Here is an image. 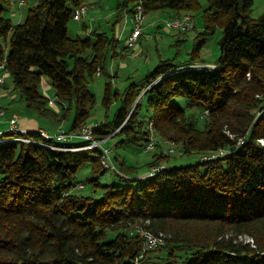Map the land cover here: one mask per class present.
<instances>
[{
	"label": "trees",
	"instance_id": "1",
	"mask_svg": "<svg viewBox=\"0 0 264 264\" xmlns=\"http://www.w3.org/2000/svg\"><path fill=\"white\" fill-rule=\"evenodd\" d=\"M84 1L37 0L13 23L2 14L9 0H0L6 78L29 109L58 124L71 119L72 132L89 125L95 102L89 82L105 74L102 104L119 106L110 119L89 125L93 135L146 149L151 134L155 150L139 173V165L117 156L115 169L103 165L99 145L59 148L89 143L72 144L80 138L0 130V264H264V15L250 16L253 0H206L205 8L200 0H116L107 31L72 38L67 25ZM139 9L144 15L169 9L171 17L201 12L204 26L187 59H159L119 91L107 57L119 41L116 26L125 16L133 21ZM216 26L222 30L216 68L193 67L206 62L199 50ZM44 76L58 111L41 91ZM169 143L179 147L162 149ZM219 149L227 151L214 154ZM195 154L214 156L185 161ZM83 165L91 176L79 183ZM108 170L113 177L103 180ZM138 225L164 233V243L144 248Z\"/></svg>",
	"mask_w": 264,
	"mask_h": 264
},
{
	"label": "rangeland",
	"instance_id": "2",
	"mask_svg": "<svg viewBox=\"0 0 264 264\" xmlns=\"http://www.w3.org/2000/svg\"><path fill=\"white\" fill-rule=\"evenodd\" d=\"M37 0H25V4L21 7H18V4L14 2V0H9V8H4L3 10V15L10 18L13 23H17L19 21H23L26 15V11L28 7H31L35 5ZM202 7L207 6V1L206 0H200ZM85 4L82 5H87L89 8V4H92V6L88 12L85 14V16L80 19L79 21L74 20L71 18L68 22L67 25V30H68V35L72 38H75L77 36L79 37H85L84 30L82 28V25L85 23L88 28L91 30L93 29H100V30H105L107 31L109 29L110 24L113 22V15L112 13L115 10V4L116 0H85ZM96 5V6H95ZM168 11H171L169 9H162V10H156L149 12L147 14V19L151 17L152 14L157 13V15L160 16V19L158 23L160 24V34L156 35V39H154L151 36H143L139 39L138 37V43L135 46V51H139V53L136 54L135 59L137 60V64L141 63V61L144 59V56H141V53L147 54L148 57H150V64L146 65L144 67V64L141 66L136 67L135 72L132 73L136 74L139 71L143 72L147 67L149 71L153 70L155 66L158 63L159 59H165V58H175V61H182L185 60L189 57V51L193 47V42L194 38L197 35V33L201 32L204 26L203 18L201 15V12L195 13V21H196V26L193 30L190 32H187L186 34H169L170 32L174 31L175 29H168L165 26V17L168 16ZM260 15H264V0H253V4L251 7V12L250 16L252 17H258ZM194 16V15H193ZM144 17V14L142 12V18L140 19V25H142V21ZM125 27L127 30H130L132 27V24L130 21L126 23V20H123L120 22V27ZM176 31V30H175ZM181 32V31H179ZM221 27L216 26L214 28L213 33H211L206 40V42L203 44V46L199 50V57L201 60H204L209 63H213L218 54H219V38L221 37ZM184 33V32H182ZM178 35V36H177ZM183 39L180 42L176 44L177 39ZM120 41H118L117 45V50H120L121 47L124 46L125 42L123 38H119ZM115 48V49H116ZM8 50V45H6V51ZM141 52V53H140ZM176 55V57H174ZM132 56L130 55V50L126 51V57L125 60H132ZM112 60V63H114V69H109L110 74L112 75V71L115 70L116 67H118V63L120 60H122V57L119 54H116L114 56H110L108 54L107 57V62H106V69H108V65L110 61ZM132 64V63H131ZM131 64L128 65V68L126 70H129V67ZM145 68V69H144ZM124 70V72H126ZM148 72V71H147ZM144 71V73L141 75L139 78H143L145 74L147 73ZM122 75V74H121ZM107 77L104 74L101 78L94 77L92 80L89 82V88L90 90L94 93L95 95V102L93 106L90 109L89 113V118L87 119V123L90 124H97L104 120L106 117L110 119L113 116V113L116 111L117 107L119 106V101H115L113 104L109 106V109L106 108L102 104V97H103V88H104V83L106 81ZM115 80H119V83L123 82L125 78L122 76L116 77ZM42 81H45L46 85L43 86L41 82V91L42 93L48 97L49 100H54V89L52 87V84L50 82V79L46 76L42 78ZM9 86L11 85V78L8 77L6 79V83ZM113 87L115 88L114 84ZM120 87V86H118ZM13 89V88H12ZM15 102L12 104V107L16 112L25 115V119L31 120L33 123V127H42L41 129H46L50 133H54L56 129H60L61 126L57 127L58 121H56L51 115H42V114H37L33 110L26 108V101L24 97H22L16 90L13 89ZM6 101L0 98V108H3L2 106H5ZM184 102H182V105ZM8 106V105H7ZM27 109V110H26ZM15 113V112H14ZM16 113V114H17ZM106 115V117H105ZM5 116L1 117L0 116V121L5 120ZM71 122V119H66L62 122V128L67 129L69 124ZM18 125V121H17ZM200 125V123L198 124ZM8 127V124H0V130H4L5 128ZM89 126V125H88ZM61 128V129H62ZM39 129V130H41ZM13 134V133H12ZM155 136V134H153ZM95 137V136H94ZM117 137L114 138H106L104 139L101 143L104 144L106 147H112L111 151V156L112 158L114 156H117L119 159H122L125 161L127 164H133V165H139L138 172L142 173L144 171H147L148 167L145 166L148 161L152 159V154L153 150H155V145L154 148L150 149V147H146V149L143 148V145H134V144H129V143H123L119 145H115L117 141ZM95 140L97 142L101 141V139H97L95 137ZM88 140H83V139H74L72 141V144H82L87 142ZM155 142V141H154ZM60 144V143H58ZM169 146V147H168ZM179 145H173L172 143H169V145H164L162 149H167L169 148V151H174L176 148H178ZM159 150V149H158ZM180 152L176 150L175 152L172 153L171 157L174 160H177L179 158ZM204 156V155H203ZM199 159V154H195L193 158L185 160V161H190V160H195ZM181 161V158H180ZM113 177V173L108 170L107 173L102 177V179L108 180ZM91 176V173L89 172V167L87 165H83L80 167L78 173L76 174L75 180L78 181L79 183H86V180ZM107 176V177H105ZM84 192H87V190ZM93 193V192H90ZM94 194H98V191H95ZM138 229H141V226L138 225ZM161 236L165 235L164 233L161 232ZM240 239L243 240H251L247 235H241Z\"/></svg>",
	"mask_w": 264,
	"mask_h": 264
},
{
	"label": "crops",
	"instance_id": "3",
	"mask_svg": "<svg viewBox=\"0 0 264 264\" xmlns=\"http://www.w3.org/2000/svg\"><path fill=\"white\" fill-rule=\"evenodd\" d=\"M96 6V5H95ZM114 14V12L112 13V15ZM168 16H166L164 19L166 20V19H168V18H170L172 15H174L175 14V12L174 11H168ZM147 14L146 15H144V21H142L143 22V27H142V33H141V35H140V37H139V39L141 38V37H143V36H151L152 34V37L154 38V39H156L155 37H156V35L157 34H160V32H159V30H160V24L158 23V21H159V19H160V16L159 15H157V13H155L154 12V14H152L151 15V17L150 18H148L147 19ZM124 20H126V23H128V21H130L131 22V24H132V26H133V23H132V18H130L129 16H125V18H124ZM83 26H85L86 28H84L83 30H84V33H85V35L87 34V33H89L90 31H91V29L90 28H88L87 27V25L84 23L83 25H82V28H83ZM195 26H196V23H195ZM194 27V26H193ZM195 28V27H194ZM193 28V29H194ZM193 29H190L189 31H187V32H190L191 30H193ZM131 31V28H130V30H127L124 26L123 27H120V25H118V26H116V30H115V32H116V37L119 39L120 37L121 38H123L124 39V42H125V40H126V37L128 36V34H129V32ZM187 32H184V33H182V32H177V31H172V32H170L169 34H172V35H175V34H186ZM178 36V35H177ZM179 39V38H178ZM120 41V40H119ZM137 43H138V41H137ZM136 43V44H137ZM136 44H135V46H136ZM118 45V44H117ZM126 45L124 44V46L123 47H121V49L120 50H117V46L115 47L116 49L114 50V51H110L109 52V54H110V56H114V55H116V54H119L121 57H122V60H120L119 61V63H118V67H116L115 68V70H113L112 71V75L110 74V72H109V69H114V63H112V60L110 61V63H109V65H108V69H106V72L110 75V78H111V81H112V83L114 84V86H115V88H117L119 91H122L129 83H131V82H138V81H140L141 80V78L139 79H137V77H141V75L144 73V71H148L149 72V70L146 68H144L145 70L143 71V72H141V71H139L138 73H136V74H133V76H132V73L133 72H135L136 70H134V69H136V67H138V66H141L142 64H144V67H146V65H149L150 64V62H151V60H150V57H148V55L146 54H143V53H141V56H144V59L141 61V63H138L137 64V60H139V59H135V57H136V54L137 53H139V51L137 52V51H135V46L132 48V49H129L130 50V55L132 56V60L130 61V60H125V57H126V51H128V49H126V47H125ZM114 52V53H113ZM113 53V54H112ZM132 63V64H131ZM152 63V62H151ZM129 64H131V66L129 67V70H126V68H128V65ZM124 70H126V72H124ZM147 72V73H148ZM146 73V74H147ZM122 74V75H121ZM145 74V75H146ZM104 74H102V75H100L99 76V78H101L102 76H103ZM138 75V76H137ZM119 76H122L123 78H125V80L123 81V82H121V83H119V80H115V78L116 77H119ZM134 76H137V77H134ZM95 77H96V75H95ZM107 77V76H106ZM144 77V76H143ZM8 78V77H7ZM6 78V79H7ZM98 78V77H97ZM109 79V78H108ZM107 80V79H106ZM6 83V82H5ZM12 85V84H11ZM42 85L43 86H45L46 85V83H45V81H42ZM118 86H120V87H118ZM13 87L12 86H9L8 87V85L7 84H3V85H1L0 86V98H2L3 100H5L6 101V103H5V106H2L3 108H0V111H4V114H2V115H0L1 117H3V116H5V120H1L0 121V124H8V121H7V119L10 117V115L12 114V113H17L16 112V110H14L13 109V107H12V104L15 102V99H13V98H15L14 97V92H13V89H12ZM8 105V106H7ZM50 106L52 107V108H54L55 110H57L58 111V108H57V106L53 103V100H50ZM26 108H28V107H26ZM27 110V109H26ZM35 112V111H34ZM36 113V112H35ZM19 116H18V125L20 126V127H22V128H24V129H27L28 131H36V130H39L40 128H42V127H37V128H35V127H33V123H32V121L31 120H28V119H25V115H21L20 113H19V111H18V113H17ZM38 114V113H37ZM39 115V114H38ZM92 123H90L89 125H91ZM58 126H62V124H58L57 125V127ZM5 128H7L6 126H5ZM62 128V127H61ZM60 128V129H61Z\"/></svg>",
	"mask_w": 264,
	"mask_h": 264
},
{
	"label": "built area",
	"instance_id": "4",
	"mask_svg": "<svg viewBox=\"0 0 264 264\" xmlns=\"http://www.w3.org/2000/svg\"><path fill=\"white\" fill-rule=\"evenodd\" d=\"M81 11H86V10L78 9V7H77V9H74L72 12V18L74 20L79 21ZM136 12H135V14H136ZM195 23H196L195 19L175 20V18H174V25H181V32L188 31V29L191 28V25H195ZM165 26L168 29H172V26H167L166 23H165ZM142 27H143V25H140V20H138V26L137 27H131V34L128 37V41H126V46H125L126 49H132L134 47V37H135V35H141ZM195 64H206V66L216 65L214 62L213 63L212 62L211 63H209V62H196ZM4 78H6L5 58H3L2 61L0 62V86L4 83ZM205 112H206V110H205ZM3 114H4V111H3ZM0 115H2V114H0ZM18 116H19L18 114H11L10 115V117L7 119V121H8V127L7 128H22L19 125H17ZM41 130H43V132L47 133L48 135H52V136L60 138L61 142H69L73 138H80L83 140H89V138L87 137V129H77L75 131L68 132L62 128V129H56V131L54 133H50L46 129H41ZM22 141L34 142L32 140H22ZM243 141H240V142H243ZM100 147H101L103 154L106 157H108V159L110 160L112 169H115V166L111 160L112 147H105L104 144H100ZM145 147H154V137L151 136V134H150L149 141L145 144ZM168 150H169V148H168ZM225 151H227V150H222V151H220L218 153H214V154H221V156H222L223 152H225ZM214 154H207V156H200L199 160L200 161H208V157L212 156ZM151 171H153V168ZM82 186H83L82 184H77V187H82ZM138 234L143 238L144 248H145V243H153V239H147L146 236H144L140 233H138ZM153 244L155 245V247L161 245V243H153Z\"/></svg>",
	"mask_w": 264,
	"mask_h": 264
},
{
	"label": "bare ground",
	"instance_id": "5",
	"mask_svg": "<svg viewBox=\"0 0 264 264\" xmlns=\"http://www.w3.org/2000/svg\"><path fill=\"white\" fill-rule=\"evenodd\" d=\"M14 2L18 4V7H21V8H22V5L25 4V0H14ZM78 9L86 10V11H81L80 17H82L89 10V8H88L87 5H80L78 7ZM141 18H142V10L139 9L137 11L136 16L133 18V21H132L133 26L132 27H137L138 26V20H140ZM174 18H175V20L195 19L191 14L177 15V16L170 17V18L166 19L165 20L166 25L167 26H172V29H175L177 32L181 31V25H174ZM193 26H195V25H191V28L190 29L194 28ZM190 29H188V31ZM130 34H131V31L129 32L128 36L126 37L125 45H126V41H128V37L130 36ZM138 37H139V35H135V37H134V45L138 41ZM193 67H195V68H201V69L207 71L208 69L214 70L216 68V65H214V66H206V64H194ZM5 80H6V78H4V82H5ZM0 114H3V111H0ZM12 114H16V113H12ZM92 128H93L92 126H88V125L87 126L85 125V126H83V127L80 128V129H87V137L89 138V140H88L89 143L87 145L77 146V147H59V148H62V149H67V148H80V147H88L90 145H99L100 146V144H102L101 142L104 139H101V141L97 142L95 140V137H94L93 133H92ZM8 131L11 134L12 133H22V134H26L28 132L27 129H24V128H9ZM39 131H40V135L43 138H45V139H48L50 137H54V138L58 139L59 141H61L60 138L55 137V136H52V135H48L47 133L43 132V130H39ZM2 133L3 132H0V136L2 135ZM19 139L29 140V139H27L25 137H20ZM220 151H222V149H219L216 152L218 153ZM205 156H207V155H205ZM213 156L214 155L209 156L208 159L211 158V157H213ZM102 163L105 166H111L110 160L104 154H103V157H102ZM111 168H112V166H111ZM160 168H162V166H157V167H155L153 169V171H158V170H160ZM153 171H151V173ZM138 230H139L140 234L146 236L147 239H153V243H164V241L162 239L163 237L160 235V233H159V235H154L151 232L145 231L143 229H138ZM153 243H145V245H146V247H154L155 245Z\"/></svg>",
	"mask_w": 264,
	"mask_h": 264
},
{
	"label": "water",
	"instance_id": "6",
	"mask_svg": "<svg viewBox=\"0 0 264 264\" xmlns=\"http://www.w3.org/2000/svg\"><path fill=\"white\" fill-rule=\"evenodd\" d=\"M142 94H143V92L139 95V97L137 98V100L135 101V103L133 104V106H132V108H131V110H133L134 109V107H135V105H136V103L138 102V100H139V98L142 96Z\"/></svg>",
	"mask_w": 264,
	"mask_h": 264
}]
</instances>
